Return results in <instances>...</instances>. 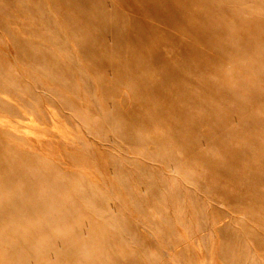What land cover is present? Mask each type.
<instances>
[{"label": "bare ground", "instance_id": "bare-ground-1", "mask_svg": "<svg viewBox=\"0 0 264 264\" xmlns=\"http://www.w3.org/2000/svg\"><path fill=\"white\" fill-rule=\"evenodd\" d=\"M0 264H264V0H0Z\"/></svg>", "mask_w": 264, "mask_h": 264}, {"label": "rangeland", "instance_id": "rangeland-1", "mask_svg": "<svg viewBox=\"0 0 264 264\" xmlns=\"http://www.w3.org/2000/svg\"><path fill=\"white\" fill-rule=\"evenodd\" d=\"M109 5H111V4H109ZM237 6L242 7V5L240 6V4H238V3H237ZM109 42L111 43L110 40H109ZM19 66H21V65L19 64Z\"/></svg>", "mask_w": 264, "mask_h": 264}]
</instances>
